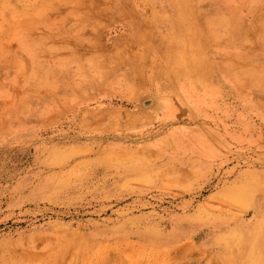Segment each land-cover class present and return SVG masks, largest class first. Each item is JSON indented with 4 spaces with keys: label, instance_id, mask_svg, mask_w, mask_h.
<instances>
[{
    "label": "rangeland",
    "instance_id": "rangeland-1",
    "mask_svg": "<svg viewBox=\"0 0 264 264\" xmlns=\"http://www.w3.org/2000/svg\"><path fill=\"white\" fill-rule=\"evenodd\" d=\"M0 264H264V0H0Z\"/></svg>",
    "mask_w": 264,
    "mask_h": 264
},
{
    "label": "bare ground",
    "instance_id": "bare-ground-1",
    "mask_svg": "<svg viewBox=\"0 0 264 264\" xmlns=\"http://www.w3.org/2000/svg\"><path fill=\"white\" fill-rule=\"evenodd\" d=\"M179 7V6H178ZM215 11V10H214ZM218 12V11H217ZM218 14V13H217ZM29 17V16H28ZM222 17V16H221ZM213 19H214V17H213ZM223 19H224V17H223ZM218 20V19H217ZM221 21V20H220ZM225 21V20H224ZM219 21H217V23H218ZM15 23H17V22H15ZM212 23H213V21H212ZM223 23V22H222ZM12 24H14V23H12ZM210 24V23H209ZM210 25H212V24H210ZM215 25V24H214ZM145 26H146V24H145ZM14 27V26H13ZM13 27H12V29H13ZM210 27V26H209ZM218 27H222V26H218ZM217 28V27H216ZM148 32H149V30H147ZM147 32V33H148ZM151 34V33H150ZM153 34V33H152ZM9 36V35H8ZM153 36H154V34H153ZM238 63H240V62H238ZM230 64H232V62L230 63ZM254 64V63H253ZM37 66V65H36ZM247 66V65H246ZM256 66V65H255ZM263 67V66H262ZM258 70H260V68H258ZM245 71V70H244ZM39 72V71H38ZM256 72V71H255ZM246 73V72H245ZM31 77H33V76H31ZM36 77V76H35ZM35 77H33L32 78V80H34V78ZM37 79H38V77H37ZM246 79V78H245ZM35 81V80H34ZM53 82V81H52ZM38 83V82H37ZM39 85V84H38ZM42 86V85H41ZM30 87H32V86H30ZM34 88V87H33ZM244 88V87H243ZM38 89V88H37ZM253 91V90H252ZM237 239V238H236ZM239 239V238H238ZM234 240V239H233ZM230 255V254H229Z\"/></svg>",
    "mask_w": 264,
    "mask_h": 264
}]
</instances>
